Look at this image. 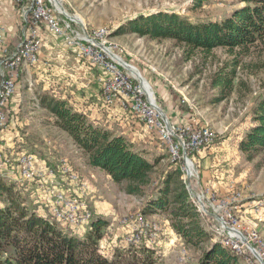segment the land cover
Here are the masks:
<instances>
[{"label": "rangeland", "instance_id": "374dc122", "mask_svg": "<svg viewBox=\"0 0 264 264\" xmlns=\"http://www.w3.org/2000/svg\"><path fill=\"white\" fill-rule=\"evenodd\" d=\"M196 2L197 0H59V4L56 1L63 18L69 19L68 16L75 18L76 20L69 19V21L80 31L102 35V41L118 54L116 57L119 61L128 64L126 65L128 72H130L129 67L138 70L148 90L144 88L155 98L166 116L176 122H182L181 118L186 121L192 119L197 121L196 135L200 143H208L209 131L217 136L211 145L200 149L205 151V158L199 163L198 151L194 159L198 170L201 164L204 167L219 168L227 172L229 189L221 192L210 185H205L207 196L209 200L234 199L233 206L225 208V217L234 216L246 235L249 231L254 235L264 252V205L262 211H260L261 207L256 205L264 203V150L254 152L253 158L250 159L248 154L240 149V141L255 123L254 109L264 97V71L259 66L264 61V40L252 46L248 54L240 56L232 91L226 98L217 100L221 97L222 90L214 84L215 76L231 67L238 56L237 49L232 51L227 47H218L208 56L201 50L190 54L185 44L172 38H154L128 30L117 32L121 25L141 14L148 16L167 11L188 16L196 22L220 21L245 5L244 0H205L201 6L195 7ZM15 3L20 9V5L16 1ZM19 52H26V42H19ZM71 54L72 52L70 60L63 59L57 64V72L52 67L56 73L54 74L56 82L52 83L54 78H51V89H55L57 95L68 99L77 109L87 111L94 123L112 129L118 134L126 133L130 120L134 121L131 122L134 125L138 124L141 133L147 130V135L150 137L146 143L140 141V145L137 146L146 151L149 159L161 157L153 175L154 182L161 179L171 162L179 159L180 161L174 162H181L182 177L187 184L191 199L201 217L207 221L213 240L221 242L236 253L247 252L249 255L245 256L247 264H262L251 251L234 245L230 240V233L221 230V225L209 216L204 203L199 201V190L195 188L192 175L188 174V165L179 155L178 148L171 145L165 137H161L157 130H151V127L145 125L137 114L129 111L120 112L114 103L108 104L104 98L100 100L101 85L97 82L87 86L86 77L82 80L79 76L81 64L87 67L88 63L77 60V57ZM29 64L35 65L36 62H28ZM25 66L27 65H21L20 70ZM91 67L94 72L96 70L100 73L97 67L92 65ZM32 82L34 95L37 91L42 93L43 83L38 84L34 80ZM19 89L17 83L14 95ZM33 101L35 100H31L28 104L32 106L29 109L34 111L28 121L33 120L35 124L17 123L15 128L24 137L17 144L26 145L24 150L31 147L28 145L31 142L28 132L40 128V134L35 135V141L42 149L48 148L53 152L51 156L53 159L47 165L56 169L55 181L42 184L41 178L38 177L27 180V171H20L17 178L7 175L4 168L18 164V155L16 157L13 153L14 149L22 154H28V158L36 159V155L29 151L25 152L23 146L18 149L11 148L10 151L8 147L0 150L1 158L9 159L11 163L10 167L0 165V176L25 183L30 193L28 199L35 201L40 211L54 216L58 221L60 220L62 227L79 236H85L91 230L95 210L102 209L110 213L95 216L109 220L100 244L101 250L106 255L112 256L116 249H125L129 243H135L137 246L144 244L153 249L156 264L199 262L204 249L186 244L166 216L144 214L147 197L126 193L105 172L89 165L85 152L66 131L53 123V115L49 110L34 105ZM26 112L21 110L20 116ZM149 130L156 132L158 137ZM151 146H159V149L153 150ZM63 160H65V169H61ZM43 165L45 164L38 166ZM88 167L95 168L96 172L88 171ZM14 171L17 172V169L15 168ZM65 194L79 198L76 199L77 207L71 211L73 225H69L61 215L53 214V212H62V204L56 202V199L65 197ZM84 209H91L93 214L90 217L83 216ZM137 220H141L144 229H137V238H129L134 233L133 228L137 225ZM80 225L84 227H77ZM157 235L158 238L152 240V237Z\"/></svg>", "mask_w": 264, "mask_h": 264}, {"label": "trees", "instance_id": "16d2710c", "mask_svg": "<svg viewBox=\"0 0 264 264\" xmlns=\"http://www.w3.org/2000/svg\"><path fill=\"white\" fill-rule=\"evenodd\" d=\"M204 1L197 0L195 7ZM244 1L245 5L220 21L196 22L176 12L160 11L130 19L117 32L172 38L185 44L190 54L201 50L208 56L218 47L237 49L231 67L215 76L214 84L222 90L217 100H222L234 87L240 56L264 40V0ZM259 66L264 71V61ZM40 103L52 113L54 124L85 152L89 165L108 174L126 193L147 197L144 214L166 216L186 244L204 249L197 264H247V252L236 253L213 240L207 221L191 199L181 162H174L179 159L171 162L155 183L153 175L161 157L149 159L146 151L114 130L94 123L66 98L44 93ZM253 116L255 123L240 141V149L250 159L254 152L264 150V97ZM188 153L194 158L197 154ZM24 184L0 176V264H156L153 249L144 244L129 243L112 256L106 255L100 244L108 219L93 214L91 230L79 236L62 227L54 216L40 211L35 201L28 199L30 193Z\"/></svg>", "mask_w": 264, "mask_h": 264}, {"label": "built area", "instance_id": "2783aa9c", "mask_svg": "<svg viewBox=\"0 0 264 264\" xmlns=\"http://www.w3.org/2000/svg\"><path fill=\"white\" fill-rule=\"evenodd\" d=\"M15 1L20 5L23 19L20 39L15 45L8 40L7 26L0 9V130L6 128L9 123L8 107L16 91L21 65L38 62L42 41L40 29L45 27L53 35L61 37L79 57L88 59L100 70L98 77L105 102L112 104L118 100L124 110L137 114L145 125L151 127V130H157L161 137H165L171 145L178 148L179 155L188 165V174L192 175L195 188L199 190V201L204 203L209 216L221 225V230L230 233V240L234 245L248 249L252 253L254 247L263 257L264 252L254 235L250 231L246 235L234 216L225 217V208L233 206L235 200H209L205 185L201 183V175L194 155L190 156L188 153V151L197 153L201 148L211 145L217 136L209 131L208 143H200L196 135L197 121L192 119L176 122L169 116L164 117L155 98L144 88L133 72L126 70V67L116 58L118 54L102 41V35L80 31L69 21L70 18L61 16L55 0ZM19 42H26V52H19ZM185 152L187 157L184 155ZM17 160L19 173L27 171V180L38 177L41 178L42 184L55 181V168L47 164L37 166L36 159L28 158V154L21 153ZM9 162V159L4 160L0 155V165L9 166L11 165ZM61 169H65V160L62 161ZM76 199L79 198L66 194L65 197H57L56 202L62 204V212H53V214L61 215L69 225H73L71 211L77 207ZM256 205L260 206L262 211L264 203ZM91 214H93L91 209H84L83 216L90 217ZM137 221V225L133 228L134 233L129 238H137V229H144L141 220ZM77 227H84V225ZM157 238L158 235L152 237V240Z\"/></svg>", "mask_w": 264, "mask_h": 264}, {"label": "crops", "instance_id": "0c3cea01", "mask_svg": "<svg viewBox=\"0 0 264 264\" xmlns=\"http://www.w3.org/2000/svg\"><path fill=\"white\" fill-rule=\"evenodd\" d=\"M0 9H1V12L3 14L5 24L7 26L8 40L10 41V43H12V45H15L19 41L20 32H21L22 25H23V19H22L21 13H20V9L16 5L15 0H0ZM40 35H41L42 41H41V45H40V49H39L38 62L35 65L29 64L20 70V75H19V80H18V85L20 86V89H19V92L16 93L14 95V97H12V100H11L9 107H8L9 125L5 129L0 131V150L1 151L3 150V147H6V148L8 147V151H10L11 148H17L18 149L19 147H22V146H23L22 148L24 150V147L26 145H24L22 143H21V145L17 144L19 142V140L22 141L24 139V137L21 134H19V132L17 131V128H15V127L17 126V123H23V124L25 123L27 125L35 124V121H33V120L31 122L28 121L30 117L32 118L31 113L34 112V111L29 109V107L32 108L31 105H28L31 102V100H35V101H33L34 105L41 107L42 109H46L40 103L41 94L42 93H48L49 95L59 96V95H57L58 92H56L55 89L52 90L50 87L51 78H54V74H56L55 71L53 70V68H55L56 72H57V64L61 63V61L63 59L70 60V53L71 52L73 55H75V57H77L76 58L77 60H80V61L83 60V62L88 63L87 67L84 66V64H81V66H82L81 71H79V76L82 78V80L84 79V77H86L87 86H89L90 83L93 84V83H97V82L101 85V83L99 81V77H98L100 73H97L96 70H95V72L93 71V68L91 67V65L93 67H94V65L92 64L91 61H89L86 58L79 57L76 54V52L71 47H69L61 37H57L56 35H53L45 27H42L40 29ZM17 36H18V38H17ZM67 63H69V62H67ZM89 63H90V65H89ZM31 65H33V66H31ZM77 65L79 67V63ZM82 70H83V73H82ZM99 72H100V70H99ZM55 78L52 81V83L56 82ZM33 80L37 81L38 84H39V82L43 83V89H42L43 92L42 93H40L41 91H37V94L35 93V95H34V88H33V82H32ZM39 87H40V85H39ZM100 92H101V96H100V100H101V98L103 99L101 86H100ZM114 105L117 106L116 109L120 112L125 113L126 111H128V110H124L122 108V106L120 105L118 100H116L114 102ZM21 110H24L27 112L25 114H23L22 116H20ZM84 112L87 113V111H84ZM23 120H27V121H23ZM180 120L183 121L182 118ZM53 121H54V117H53ZM131 122H134V121H132V120L128 121V123H129L128 124L129 125L128 130H126L125 134L121 133V135H123L129 141L133 142L134 145L138 148L137 145H140V141H143L144 143H146V141L148 140V137H150V135H147L148 134L147 130H146V132L141 133L140 129L138 128V124L136 126ZM39 130H41V129L38 128V129H35V130L28 132L30 135V138H31V142L28 143V145L31 147L25 148L26 150H24L25 152L26 151H31L32 153L34 152V154L36 155L37 166L39 164L51 163V159H53V157H51L53 152L48 148L42 149L40 147V144L37 141H35V138H36L35 135L40 134ZM149 131H151V130H149ZM151 132H153L154 135L157 136L156 132H154V131H151ZM28 145H27V147H28ZM145 147H148V146L145 145ZM140 148L141 147H139V149ZM151 148L153 150H156V149H159V146H157V147L151 146ZM30 149H32V150H30ZM13 153H15L16 157H17V155L19 156L22 152L16 151V149H14ZM13 153H11V154H13ZM55 155H57V154H55ZM205 155L206 154H205L204 150H201L198 152V157L199 158L201 157L200 159L198 158L199 163H200V161H202V158H205L204 157ZM199 165H200L199 170H200V175H201V179H202L201 180L202 184L210 185L214 189L221 191V192L228 191L229 184L227 181V179H228L227 172H223L219 168L204 167L201 164H199ZM15 168L17 169V172L14 171ZM87 170L88 171H95V168H89L88 167ZM4 171H6L8 176H11L13 178H17L18 174H19V166L17 163H15V164H12L10 168H7V169L4 168ZM4 171H2V172H4ZM107 176H109V175L107 174ZM109 178H110V176H109ZM94 212H95V216L97 214L102 215L103 213L110 214V213H108L102 209L95 210Z\"/></svg>", "mask_w": 264, "mask_h": 264}, {"label": "water", "instance_id": "95a60500", "mask_svg": "<svg viewBox=\"0 0 264 264\" xmlns=\"http://www.w3.org/2000/svg\"><path fill=\"white\" fill-rule=\"evenodd\" d=\"M57 1V3H59V0H56ZM56 3V5L58 6V4ZM60 4V3H59ZM68 17H70V19H72V20H76L75 18H73V17H71V16H68ZM121 64L124 66V67H126V65H128L127 63H122L121 62ZM141 84H142V82H141ZM160 109V111L162 112V114H163V116L165 117L166 116V113L161 109V108H159ZM184 155L187 157V152H185L184 153ZM246 240V239H245ZM253 253L255 254V256L261 261V263L262 264H264V258L255 250V248L253 247Z\"/></svg>", "mask_w": 264, "mask_h": 264}, {"label": "bare ground", "instance_id": "6f19581e", "mask_svg": "<svg viewBox=\"0 0 264 264\" xmlns=\"http://www.w3.org/2000/svg\"><path fill=\"white\" fill-rule=\"evenodd\" d=\"M85 31V30H84ZM118 60L119 58L116 57ZM121 60V59H120ZM130 68V71L133 72L142 82L143 86L148 90L147 86H146V83L144 81L143 78H141L140 74L138 73V70H136L134 67H129Z\"/></svg>", "mask_w": 264, "mask_h": 264}]
</instances>
